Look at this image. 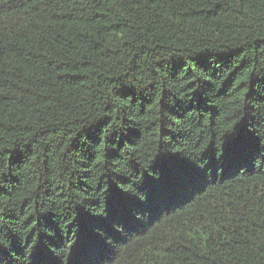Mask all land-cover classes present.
Wrapping results in <instances>:
<instances>
[{"label":"trees","instance_id":"16d2710c","mask_svg":"<svg viewBox=\"0 0 264 264\" xmlns=\"http://www.w3.org/2000/svg\"><path fill=\"white\" fill-rule=\"evenodd\" d=\"M0 264H264V0H0Z\"/></svg>","mask_w":264,"mask_h":264}]
</instances>
